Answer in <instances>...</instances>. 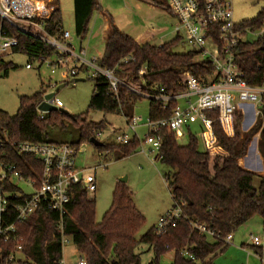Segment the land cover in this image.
Segmentation results:
<instances>
[{"label":"trees","instance_id":"trees-1","mask_svg":"<svg viewBox=\"0 0 264 264\" xmlns=\"http://www.w3.org/2000/svg\"><path fill=\"white\" fill-rule=\"evenodd\" d=\"M46 1H49L54 10L43 21L44 28L50 36L62 41L65 30L59 0ZM147 1L170 11L166 0ZM99 9L98 0H74L77 38H85L90 21ZM0 26L8 35L18 39L19 48L16 51L26 53L30 59L29 64L33 60L41 61L42 57L49 58L57 52L55 47L2 21L1 17ZM110 26L98 65L114 70L122 83L113 91L105 75L91 77L94 87L89 102L90 109L122 113L128 119L133 116L135 104L147 94H157L161 88L170 95L182 92L186 72L198 78L214 72L209 62L199 58L198 51H173L182 40L179 34L162 45H155L149 42L138 43L112 21ZM263 26L264 8L254 18L236 24L237 29L242 31V36L236 48L235 62L242 78L254 87L264 85V34L253 41L246 37L249 31ZM125 59L128 61L125 62ZM11 68L14 66L5 64L0 59V70L5 75ZM143 69L145 74H141ZM129 82H142L141 90H133L128 86ZM65 84L69 82L65 81ZM44 93L40 91L32 96H21L15 115L0 109V129H6L12 140L59 143L48 140V129L65 127L64 119L68 115L53 111L44 119H38L36 106ZM175 105L176 101L171 100L168 107H164L160 100L149 98V120L168 118ZM205 113L213 120L214 134L225 155H211L204 147L200 148L197 132L192 130L193 125H197L201 133L203 127L200 123L184 127L183 137H188L185 144H180L176 133L168 128H162L158 133L161 147L155 159L172 169L164 177L174 202L173 208L183 205L182 215L171 218L164 233L158 235L154 226L139 239L136 238L146 218L137 209L133 192L125 181L116 183L110 208L100 222L96 220L95 200L89 197L80 184H76L72 187V198L62 215L59 211L41 207L23 223L16 224L17 235L22 238L21 250H18L16 240L0 239V264H63L64 237L73 240L77 250L85 257L86 264H141L140 253L136 251L141 243L149 245L154 252V258L149 264H160V258L171 251L174 252L171 264H213L212 258L226 250L228 244L225 238L229 234H234L255 215L264 218V174L258 175L239 164L257 135L258 149L264 162V126L257 119L242 133L237 122L242 114L237 112L234 135L229 136L221 127L217 111ZM262 114L264 117V112ZM71 119L77 126L78 139L67 143L77 148L80 143L90 141L95 131H102L104 127L103 122H87L81 116ZM140 143V138L135 135L129 143L120 145L122 157L135 153ZM99 147L110 149L105 144ZM25 159L34 161V158L20 156L11 150L9 161L19 164L26 175H31L23 167ZM257 175L260 182L255 186L254 179ZM11 209L10 205L9 215H6L7 223L14 222V212ZM195 223L213 230L215 236L209 239L208 235L195 228ZM185 251L194 258L184 255ZM18 253L22 254L23 259H10L11 254Z\"/></svg>","mask_w":264,"mask_h":264},{"label":"built area","instance_id":"built-area-1","mask_svg":"<svg viewBox=\"0 0 264 264\" xmlns=\"http://www.w3.org/2000/svg\"><path fill=\"white\" fill-rule=\"evenodd\" d=\"M40 0H0L1 20L11 24L17 29L30 33L33 36L55 47L56 59L48 61L52 66L51 73L55 74L61 68L64 79L77 76L81 69L91 70L92 77L105 75L110 83V89L116 90L122 83L114 70L98 65V57L88 58L87 50L82 49L75 55L72 46L66 42L71 38L69 31H64L62 41L50 36L44 28V20L48 18L53 6L38 9ZM171 13L178 19L176 33L185 38L188 43L199 52V57L209 62L214 72L206 77L198 78L186 72L183 79L184 90L176 94H168L163 88L157 94H147L146 97L158 99L164 107H168L171 100L176 101L172 114L168 118L148 120V134L145 142L151 146L150 152L158 154L161 147V138L158 135L162 128H168L176 133L177 138L183 137V129L187 124L200 123L203 127L201 138L205 150L211 155H225L218 145L213 130V120L206 116V111H217L218 119L223 131L234 135V122L237 112L246 114L250 106L264 100V85L254 87L242 78L235 62L236 48L239 44L242 31L238 30L233 20L232 3L229 0H166ZM49 3V1H47ZM260 34H264V27ZM208 43L211 49H208ZM19 48L16 37L8 35L0 26V59L2 55L14 52ZM41 63L47 58H40ZM132 59V58H130ZM128 59H125L127 62ZM72 62L76 64L71 65ZM31 68V64L26 65ZM145 69L141 74H145ZM68 81V80H67ZM55 86V85H54ZM37 104L38 119H44L48 111L39 108L42 102L57 108L63 103L54 96L45 98ZM255 114L259 115L257 111ZM139 118L134 116L127 119L128 129L137 136ZM102 131H95L94 137L98 139ZM139 138V137H138ZM130 135L123 131L116 135L119 144L125 145L131 141ZM11 150L18 155L34 158V161L24 160L23 167L31 175H26L19 164L10 162ZM156 154V155H157ZM78 148L67 142L35 143L30 141L17 142L10 138L6 129H0V239L3 241L16 240L18 250H21L22 238L17 235L16 224L23 223L30 215L41 207L64 213L66 205L72 198L73 185L80 184L86 192L93 194L96 189V179L92 174L86 175V170L77 166ZM36 160V161H35ZM14 212V222L7 223L9 207ZM183 205L172 208L162 216L155 226V232L160 235L166 231L171 218L182 215ZM202 234L214 237L215 232L205 225L195 223ZM67 237L63 238L62 244ZM233 234L225 238L230 244ZM255 247H260L261 238L251 237ZM18 254H11L10 259H17ZM184 255L191 256L187 251ZM63 262V261H62ZM77 264H86L85 257L80 256Z\"/></svg>","mask_w":264,"mask_h":264},{"label":"rangeland","instance_id":"rangeland-1","mask_svg":"<svg viewBox=\"0 0 264 264\" xmlns=\"http://www.w3.org/2000/svg\"><path fill=\"white\" fill-rule=\"evenodd\" d=\"M141 1L145 5H150L147 0ZM229 1L232 3L235 23L254 18L264 8V0ZM46 4L48 7L50 6L47 1ZM59 5L62 11L64 30L69 31L71 34V38L66 42L71 44L72 52L77 55L84 48L87 50L88 58L94 56L100 58L106 41L101 38L104 36L99 21L96 22L98 10L95 11L90 21L87 35L81 40L75 34L74 0H59ZM163 11L166 13L163 17H154L149 23L150 26L162 27L167 31L164 37L160 38V41L158 39L154 40V44L161 41L168 42L177 36L175 27L178 25V19L166 9H163ZM261 29L249 31L246 38L250 41L256 40L261 35ZM87 37H98V39H94L90 44ZM94 42H97L96 46ZM192 49L195 50L185 38H182L173 48V51L186 53L192 51ZM208 49H211L210 43H208ZM55 59L56 55L54 54L43 63H40L41 61L38 59L33 60L32 67L27 68L26 65L30 59L26 53L14 51L2 55L1 60L5 64L14 66V68H11L7 75L0 70V109L10 115H15L20 106L21 96H32L43 91L46 94L54 93V97L63 103L62 108L69 114L81 116L87 122H103L102 134L98 139L110 149L106 148L108 149L106 150L104 147L94 145L91 141H84L78 146L76 163L79 168L86 170V175L92 174L96 179L97 190L93 194H89V197L96 202V220L98 222L103 219L105 212L110 208L116 183L122 180L127 183L133 192L137 209L146 218L145 224L136 235V238L139 239L148 230L156 226L159 219L174 207L170 189L164 177L172 169L170 166L156 160L157 153L150 152L151 146L145 142L149 132L146 126L149 120V98L140 99L133 108V116L139 118L137 134L141 143L135 153L122 157L121 144L117 142L116 135L126 131L131 138L135 136L134 132L128 129L124 114L105 113L90 109L89 102L94 87L91 70L84 69L77 76L64 79L61 68H57L55 74L51 73L52 66L48 64V61H54ZM74 64L76 62L71 63V65ZM67 80L69 84H65ZM142 84V82H129L128 86L139 92ZM59 86L61 87L57 90ZM257 111L260 112V116L255 114ZM263 112L264 100L256 104L251 113L236 118L241 132L245 133L257 119H260L264 126ZM64 123L65 127L59 126L48 129V140L73 142L78 139L77 126L70 116L65 117ZM192 130L197 132L200 139V148L203 149L204 145L197 125H193ZM187 141L188 137L186 135L178 138L180 144H185ZM246 156L248 161L254 163L253 172L260 175L262 162L259 164V159L262 156L258 149V135L249 144ZM258 175L254 179L255 186H258L260 182ZM233 235H235V239L228 244L226 250L212 258L213 264H264V218L261 215L253 216L241 225ZM252 236L261 238L262 249L252 247L254 246ZM136 251L140 253L141 264H149L154 258V252L147 244H139ZM62 256L63 264H77L80 259L81 254L70 237H67L62 244ZM17 257L23 259L21 253H18ZM173 257L174 252L172 251L164 254L160 258V264H171Z\"/></svg>","mask_w":264,"mask_h":264},{"label":"crops","instance_id":"crops-1","mask_svg":"<svg viewBox=\"0 0 264 264\" xmlns=\"http://www.w3.org/2000/svg\"><path fill=\"white\" fill-rule=\"evenodd\" d=\"M100 9L98 10V17L97 21H99L101 25V31L104 37H101L104 41H106L108 32L111 28L110 24L111 21L114 25H116L120 30L127 32L132 37L135 38V40L138 43H146L149 42L151 44H154L153 41L158 39L160 41L161 37H164L165 28L159 27L155 28V26H150V22L155 17L164 16L163 9L167 8L156 5L154 3L144 4L141 0H98ZM171 12V11H169ZM177 34V33H176ZM160 36V37H159ZM94 39H98V37H87L88 43H92ZM165 42H160L155 45H162ZM94 45H97V42H94ZM88 54V53H87ZM103 54V53H102ZM254 110L253 106H250L246 114L251 113ZM252 126V125H251ZM137 133V131H136ZM137 137L138 134H137ZM100 141L99 139H97ZM101 142V141H100ZM248 157L245 156L242 158L239 162V164L244 167L245 169L254 171V163L251 161H248ZM262 162L261 166V172L260 175L264 174V162L262 157L259 159V164ZM83 169V168H81ZM97 190V189H96ZM235 239V235H233L232 241ZM252 247H255L252 246ZM257 248V247H255ZM262 249V246L258 247Z\"/></svg>","mask_w":264,"mask_h":264},{"label":"water","instance_id":"water-1","mask_svg":"<svg viewBox=\"0 0 264 264\" xmlns=\"http://www.w3.org/2000/svg\"><path fill=\"white\" fill-rule=\"evenodd\" d=\"M76 80H81V79H76ZM61 86H63V85H61ZM61 86L57 87V90H58ZM53 96H54V93H48V94L45 95V98H46V99H49V98H52ZM39 108H40L41 110L48 111L49 113H50V112H53V111H59V112L65 114V115H68V116H70V117H74L73 115L69 114L66 110H64L62 107H61V108H57V107H55V106H53V105H49V104H47L46 102H42V103L40 104ZM90 141H91L94 145H96V146H102V145H103L102 142L98 141V140L95 139V138H92ZM123 181H124V180H123Z\"/></svg>","mask_w":264,"mask_h":264},{"label":"bare ground","instance_id":"bare-ground-1","mask_svg":"<svg viewBox=\"0 0 264 264\" xmlns=\"http://www.w3.org/2000/svg\"><path fill=\"white\" fill-rule=\"evenodd\" d=\"M36 6L38 9H42V10L44 9V3L41 1H37Z\"/></svg>","mask_w":264,"mask_h":264}]
</instances>
